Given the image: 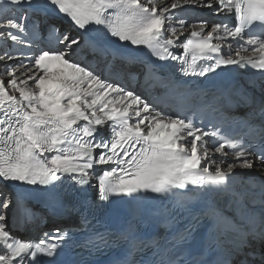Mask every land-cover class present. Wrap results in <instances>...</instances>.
Masks as SVG:
<instances>
[{"label":"snow or ice","instance_id":"1","mask_svg":"<svg viewBox=\"0 0 264 264\" xmlns=\"http://www.w3.org/2000/svg\"><path fill=\"white\" fill-rule=\"evenodd\" d=\"M185 7L207 9L225 18L234 16V24L206 19L188 24L177 17ZM42 8L58 10L57 14L70 18L63 33L49 26V40L59 50L13 55L16 44L32 48L27 40V21ZM93 25L120 42L144 46L158 60L179 61L184 75L206 77L217 69L237 66L257 70L264 82V32L252 34L254 27L264 28V0H171L170 4L166 0H4L0 4V42L5 45L0 49V63L6 65L0 73V181L51 186L67 179L73 190H82L90 184L94 169L109 166L98 179L96 201H84V207H95L112 197L135 199L150 193L171 205L155 213L159 227L167 230L176 219L172 212L190 211V201L206 189L229 190L236 169L251 171L258 162L259 170L264 171V99L255 102L250 114L258 113L262 118L257 155L250 150L251 145L246 148L223 136L219 127L210 125L205 131L197 127L194 117L158 111L126 88L120 77L126 74L131 80L136 74L125 69L143 61L79 34ZM185 34L189 38L179 45ZM233 42L239 43L235 50ZM82 43L94 60L105 62L103 71L109 78H103L91 64L82 66L69 59L74 47ZM174 45L183 48L182 55L171 50ZM117 62L121 67L114 73ZM104 126L108 127L107 136L97 138L98 129ZM209 137L217 145L211 149ZM214 153L225 159L214 161ZM229 157L232 162L226 163ZM232 196V203L245 209L242 223L227 216L217 204L207 203L184 230L171 237L165 232L144 239L137 232L138 216L133 212L127 227L114 235L96 233L85 246L99 250L108 246L109 239L113 245L126 244L118 264H136V255L148 248L159 257L155 264H183L184 253L176 255L178 245L207 221L209 231L234 234L240 254L249 237L264 240V181L259 192L232 191ZM249 204L259 205L260 210L249 209ZM13 205L17 217L31 219L22 196L0 191V264L54 259L69 238V230L54 224L38 243L21 241L7 227V210ZM69 211L79 209L69 205ZM88 223L86 212L81 213V224Z\"/></svg>","mask_w":264,"mask_h":264},{"label":"bare ground","instance_id":"2","mask_svg":"<svg viewBox=\"0 0 264 264\" xmlns=\"http://www.w3.org/2000/svg\"><path fill=\"white\" fill-rule=\"evenodd\" d=\"M4 0H0V4H2ZM166 3L170 4L171 0H166ZM209 10H206V13L200 11L199 9H193L189 7H185L177 13L178 18H184L187 20L188 24H194L200 19H206L210 20L212 22H220L223 21L224 23H229L228 18H222L219 16H210L209 15ZM58 10L53 11L51 8H42L39 12L38 15H30L29 19L27 21L28 23V33H27V40L31 42L32 48L29 49L27 48V45H21V44H16L14 47L16 49L15 52H13V55H17L20 51H32V52H38L39 49H47V48H52L53 50H59L54 42H50L49 40V26H55L56 28L59 29L61 33H63L65 30H67L70 26V18H67L64 14L60 13L57 14ZM20 13H17L19 15ZM210 28V25H209ZM85 39H95L99 41L101 45H103V40L100 38L101 35H98L93 27H90L87 32H84L81 30V33ZM73 35H77V33L74 31ZM188 34H185L184 36H181L179 39L180 41L178 42L179 45L182 42V39L187 36ZM167 38V36H165ZM8 46L12 47V42H8ZM104 46V45H103ZM239 46L238 42H233V50H235L236 47ZM5 47L3 42H0V49H3ZM0 54H2V51H0ZM224 54H228L227 48L224 50ZM73 62H78L81 63L83 66L84 64H91L95 70L98 73L103 74V78H109L108 73H105L104 67H105V62L100 61L99 58L93 59L92 54L88 51L86 46L82 43L79 47H74L71 56L69 57ZM18 61H10L8 63L13 64L17 63ZM6 65L0 63V73H2L5 69ZM119 62H117V67L113 69V72H117L120 68ZM125 72H132L136 74L135 79H128L127 75H122L120 77V82L128 89L134 90L138 95H140L143 99H145L147 102H149L146 92L142 87H140V82H141V76H138L136 73V66L132 64L129 66L127 69H125ZM135 81V82H134ZM158 111L159 109L156 108ZM107 126H104L102 128H105ZM99 128V129H102ZM208 145V144H207ZM209 147V145H208ZM210 148V147H209ZM211 149V148H210ZM50 158V157H49ZM212 159L216 162H219L222 159H225L218 153H214L212 156ZM226 163H231L229 158L226 159ZM260 166L257 164L256 169L254 170H242V169H236V174L237 176L240 177H256V178H262L264 179V171L259 170ZM0 191H3L5 194L8 192H11L13 195H19L14 193V189L7 190L5 189L1 184H0ZM11 220V212L9 209L7 210V227L10 224ZM30 225V224H28ZM28 227V226H27ZM256 264H261L260 261H255Z\"/></svg>","mask_w":264,"mask_h":264},{"label":"water","instance_id":"3","mask_svg":"<svg viewBox=\"0 0 264 264\" xmlns=\"http://www.w3.org/2000/svg\"><path fill=\"white\" fill-rule=\"evenodd\" d=\"M13 235H15V236H19L18 234H16V233H13Z\"/></svg>","mask_w":264,"mask_h":264},{"label":"rangeland","instance_id":"4","mask_svg":"<svg viewBox=\"0 0 264 264\" xmlns=\"http://www.w3.org/2000/svg\"><path fill=\"white\" fill-rule=\"evenodd\" d=\"M179 41H180V39H179ZM106 73V72H105Z\"/></svg>","mask_w":264,"mask_h":264}]
</instances>
